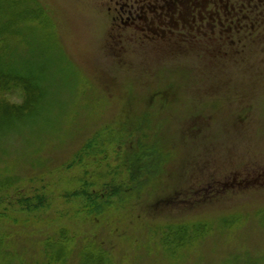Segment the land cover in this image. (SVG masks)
<instances>
[{
    "label": "rangeland",
    "instance_id": "1",
    "mask_svg": "<svg viewBox=\"0 0 264 264\" xmlns=\"http://www.w3.org/2000/svg\"><path fill=\"white\" fill-rule=\"evenodd\" d=\"M114 9L0 0V264H264V42Z\"/></svg>",
    "mask_w": 264,
    "mask_h": 264
},
{
    "label": "flooded vegetation",
    "instance_id": "2",
    "mask_svg": "<svg viewBox=\"0 0 264 264\" xmlns=\"http://www.w3.org/2000/svg\"><path fill=\"white\" fill-rule=\"evenodd\" d=\"M110 1L115 7L114 24L133 38H175L172 41L183 39L199 46L220 41L219 47L249 38L264 42V21L255 25L250 19L253 14L264 15V0Z\"/></svg>",
    "mask_w": 264,
    "mask_h": 264
},
{
    "label": "trees",
    "instance_id": "3",
    "mask_svg": "<svg viewBox=\"0 0 264 264\" xmlns=\"http://www.w3.org/2000/svg\"><path fill=\"white\" fill-rule=\"evenodd\" d=\"M251 22H254L255 25H257V20L264 21V15L259 17L257 14H253V16L250 18ZM264 24V22H263ZM264 26V25H263ZM264 30V28H263ZM252 31V30H251ZM14 82L12 85H18L19 84V78H14L9 75H5L3 73H0V91L4 90V88L8 87V85H11V83ZM14 87V86H12Z\"/></svg>",
    "mask_w": 264,
    "mask_h": 264
}]
</instances>
